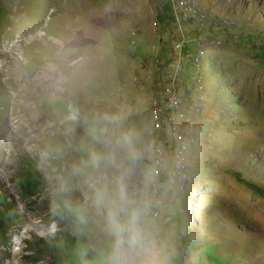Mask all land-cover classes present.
Wrapping results in <instances>:
<instances>
[{"label":"rangeland","instance_id":"1","mask_svg":"<svg viewBox=\"0 0 264 264\" xmlns=\"http://www.w3.org/2000/svg\"><path fill=\"white\" fill-rule=\"evenodd\" d=\"M197 1L238 28L194 65L199 29L183 28L174 55L183 35L170 0H0V195L11 204L0 200V237L12 236L0 264H104L115 206L137 213L167 264H264V0ZM161 19L168 35L154 33ZM181 60L187 86L203 79L206 130L181 194L168 165L156 217L151 101ZM30 177L43 191L24 198ZM30 242L57 249L33 261Z\"/></svg>","mask_w":264,"mask_h":264},{"label":"built area","instance_id":"2","mask_svg":"<svg viewBox=\"0 0 264 264\" xmlns=\"http://www.w3.org/2000/svg\"><path fill=\"white\" fill-rule=\"evenodd\" d=\"M170 1L174 7L177 25L183 35L181 41L176 36L173 37L178 42L173 51L174 55L184 53L187 47L188 41L183 28L192 25L199 29V40L196 42L198 56L189 59L194 65H198L208 51L221 52L228 40L232 39L235 27L238 28L234 22L209 14L197 0ZM160 6L161 10L156 12V17L165 13L167 6ZM160 29L161 24L157 20L155 32H159ZM153 54L155 55V52ZM183 62L181 60L180 66L165 76L161 92L155 89L151 101L149 139L153 160L149 174L153 178L151 192L156 201V208L153 210L156 217L159 216L160 199L164 194L159 198L156 196L162 188L161 179L170 170L168 165L172 163L173 176L180 186L181 194L190 182V165L187 162L190 146L196 145L206 130L204 115L207 92L203 79L194 78L193 85L187 86L186 78L180 76ZM194 96L197 97L196 100Z\"/></svg>","mask_w":264,"mask_h":264},{"label":"clouds","instance_id":"3","mask_svg":"<svg viewBox=\"0 0 264 264\" xmlns=\"http://www.w3.org/2000/svg\"><path fill=\"white\" fill-rule=\"evenodd\" d=\"M154 33L157 34V32ZM150 157L149 170L145 176L150 181L149 188L152 194L151 184L153 178L149 174L153 160L151 154ZM22 196L24 197V195ZM57 223L55 221V228L58 226ZM105 232L104 264H167V258L163 250L141 226L138 215L134 210H125L120 206L109 208L105 221ZM11 237L9 236L7 241H10ZM19 240H22L21 243H19ZM26 242L29 243L28 240ZM17 243L19 246L22 245L23 239L18 238Z\"/></svg>","mask_w":264,"mask_h":264},{"label":"trees","instance_id":"4","mask_svg":"<svg viewBox=\"0 0 264 264\" xmlns=\"http://www.w3.org/2000/svg\"><path fill=\"white\" fill-rule=\"evenodd\" d=\"M81 52H82V50H75L74 49V50H71L69 52L70 53L69 55L71 56V58L74 59V61H77V60H80L81 58H83V57H80V55H79ZM67 106H70V105H67ZM77 112L78 111L71 112L70 110H66L63 114L66 115V116H70V115L75 116ZM30 178L27 179L26 181L23 180L20 183V186H19V189H20L21 193H26V194H24V198L31 197V196H37L43 191V190L40 189L41 185H40V182H39L38 178L37 177H33L31 179ZM244 183H246V182H244ZM248 185L252 186V184H250V183H248ZM25 195H26V197H25ZM0 200L2 201V203H4V205H6V207H10L11 204L6 201L7 200L6 196H1L0 195ZM10 213L11 212H6L5 214L7 216ZM5 218L8 219L7 217H4V220H5ZM4 220H2V221L0 220V226H3L1 224H5L6 227H7L9 225V222H7V221L5 222ZM7 238L8 237H5V238H1L0 237V242L1 243L2 242H6L9 239V238L8 239ZM58 241H60V240H57V242ZM29 246H30V248H32V250L36 254V256H35L36 258H33V261L45 260L46 257H47V252H50L51 254L52 253L54 254L56 252V249H57L56 244H49V243H48V246H46L45 248H41V247H39L36 244L33 245V242H30ZM27 260L32 261L31 257L28 258Z\"/></svg>","mask_w":264,"mask_h":264},{"label":"crops","instance_id":"5","mask_svg":"<svg viewBox=\"0 0 264 264\" xmlns=\"http://www.w3.org/2000/svg\"><path fill=\"white\" fill-rule=\"evenodd\" d=\"M168 24H169L168 19H166L164 22L161 19V30L163 29V32L166 33L165 35H168V26H170ZM153 39H155V35H154ZM156 42H158V41H156ZM164 178H165L166 182L171 181V178H170L169 174L166 177H164ZM164 189H166V192H165L166 194H168L169 192H171V190H173V188H170L168 185L165 186Z\"/></svg>","mask_w":264,"mask_h":264},{"label":"bare ground","instance_id":"6","mask_svg":"<svg viewBox=\"0 0 264 264\" xmlns=\"http://www.w3.org/2000/svg\"><path fill=\"white\" fill-rule=\"evenodd\" d=\"M239 35V34H238ZM22 240H19V243H21Z\"/></svg>","mask_w":264,"mask_h":264}]
</instances>
